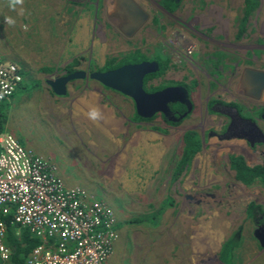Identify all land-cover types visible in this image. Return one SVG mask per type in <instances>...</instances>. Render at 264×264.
Wrapping results in <instances>:
<instances>
[{
  "label": "rangeland",
  "instance_id": "obj_1",
  "mask_svg": "<svg viewBox=\"0 0 264 264\" xmlns=\"http://www.w3.org/2000/svg\"><path fill=\"white\" fill-rule=\"evenodd\" d=\"M198 1H205L204 10L183 19L182 32L174 33L175 19L153 18L144 30L126 40L116 29L117 20L109 16L113 5L108 1L23 0L13 9L10 0H0V57L24 73L23 87L0 105L1 133L13 135L22 146L46 159L54 158L49 160L56 163L52 162L66 184L82 188L113 211L117 237L106 264H222L220 246L234 233L240 239L235 264H264V245L253 236L255 230L264 235V224L257 226L245 219L249 203L261 205L264 212V190L258 184L237 182L227 158L242 156L248 166L264 165V159L243 139L218 140L207 133L218 135L222 118L214 116L215 106H203V79L199 78L201 84L188 116L170 127L159 119L131 122V100L87 78L67 84L64 96H55L45 82L61 76L73 60L78 62L75 71L88 72L101 68L104 58L135 48L155 59L157 49L152 56L151 48L174 41L172 34L189 39L181 50L186 56L187 51L198 54V63L216 47L243 56L260 39L264 42V20L259 18L264 17V0H245V8L253 9L249 11L253 20L248 34L235 41L232 18H238L240 9L235 7L242 0H187L184 5L189 10ZM161 6L165 8L163 2ZM211 13L222 25L220 29L214 28ZM6 17L15 23L7 24ZM201 18L204 24L210 22L209 29L205 33L191 30ZM159 24L166 27L165 32L159 33ZM190 66L174 64L164 77L187 79L192 76ZM43 68L51 72L43 73ZM93 108L100 111L99 120L88 118ZM248 116L239 113L236 120ZM60 129L68 130L61 134ZM189 129L200 132L201 146L189 164L174 174L181 136ZM167 198L172 202L161 210ZM157 209L155 225L124 224L126 219Z\"/></svg>",
  "mask_w": 264,
  "mask_h": 264
},
{
  "label": "built area",
  "instance_id": "obj_2",
  "mask_svg": "<svg viewBox=\"0 0 264 264\" xmlns=\"http://www.w3.org/2000/svg\"><path fill=\"white\" fill-rule=\"evenodd\" d=\"M19 68L0 57V105L15 93ZM39 240L22 264H106L116 240V218L80 187H65L56 166L0 133V264H10L7 227Z\"/></svg>",
  "mask_w": 264,
  "mask_h": 264
},
{
  "label": "flooded vegetation",
  "instance_id": "obj_3",
  "mask_svg": "<svg viewBox=\"0 0 264 264\" xmlns=\"http://www.w3.org/2000/svg\"><path fill=\"white\" fill-rule=\"evenodd\" d=\"M107 1L113 5L109 16L111 15L117 20V25H119L116 27V29L119 31V35H122L126 40H130L139 31L141 32L144 30L143 28L148 20H152L153 18L158 20L162 18L175 19L176 22L174 23L176 26L174 27V33L177 34L178 32H182L181 29L184 25L182 20L188 18L192 13L204 10L203 8L206 6L205 1H198L192 9L187 10L184 5L188 3L187 0H101V4H104ZM243 1L244 0L241 1V5L239 7H235L236 9H240L238 11V18H236V15L232 18L233 41L238 38L242 39L243 36L248 34L247 32L250 30L248 26H251L250 22L253 20L252 15H249L248 13L245 18V22L243 24L240 23L243 15L242 9H244ZM161 2L165 4V8L161 6ZM130 3L136 5V7L141 10V13L146 15V18H144L145 20H143V16L141 14L131 8ZM184 7L186 11L182 10ZM251 11H253V9ZM257 11H254L255 15L257 14ZM149 14H153L154 17L151 16V18H149ZM210 16V20H213L212 23L215 25L214 28L220 29L222 25L219 24L212 13ZM259 18L260 20H264L262 15H260ZM198 23L199 22H197L196 26L191 30H202L205 33V31L209 29L206 25L208 23L210 24V22L204 24L203 19L201 18V23ZM160 26L162 31L160 30L159 33L165 32L166 27L162 25ZM187 29L184 28V30ZM225 30L227 31V28H225ZM198 32L196 33L200 34V37L202 38L204 35H202L201 31ZM256 32L261 34L259 28H257ZM172 35L175 40L176 37L179 38V42L171 40L169 42L163 43L162 45L159 44L160 47L162 46L161 48L152 47L154 49L151 48V55L153 56V51L157 49V57H154L155 59L152 58L151 61H144L154 62L158 67L156 60L158 59L160 62H162L164 59V62H166L167 65V69L163 74L160 76H155L149 81L151 82V86L154 88H157L159 85L163 84L161 89L155 90L151 93L167 88H182L186 92V99L191 110L193 107L192 99L195 95V91L197 93V90L201 84L199 78L203 79L204 83L206 84V97L204 98L203 106H208V104H210L209 108L215 106V108H213L216 111L214 116L219 115V120L222 118V121L220 120V128L218 129L220 133L215 135L210 130H208L207 133H209L210 136H215L218 140H230L232 138L243 139L248 148L255 147L258 149H253L252 152H256L260 158L264 159V88L262 87V82L259 80V78H256L253 75H247L245 72L246 70H252L264 74L263 40L260 39V43H257L249 50H246L243 56L237 55L228 49L216 47L217 49H215L212 53H207L206 56L201 59V62L198 63V54L190 55L191 52L187 51L186 54L188 56H186L181 50L182 44L187 43L189 39L185 38L184 36H176L174 34ZM229 44L234 45V42ZM190 45L195 47L194 44ZM136 51L145 56V54L140 52L137 48L130 49L125 53L118 54L117 56H108L106 59L104 58L103 65L109 58L120 59L121 56ZM182 63L185 65H191L190 67L193 69L191 70V77H188L187 79L181 77L178 81L165 79L164 76L166 75L167 70L172 68V65ZM206 66L207 70L205 71ZM89 72L90 71L88 70L86 73ZM67 74H69L67 71L61 72V76H65ZM85 78H87V74ZM162 78H164V80ZM176 96L177 94L175 91V95L171 96V98ZM196 96L199 98V95ZM253 102H256V104ZM165 106L167 107L166 117L161 112H155L150 117V119H159L164 127L170 126L164 124L162 117L172 124H179L186 116H188L190 112L189 111L185 116L181 117L186 112L187 106L179 102H167ZM216 107L218 108L216 109ZM181 108H183V112L179 113ZM239 113H246L249 116L245 118L241 117L240 120L237 121L236 116ZM179 117L181 118L178 119ZM187 131H194L198 135L200 134V132L195 129H189ZM242 159H244V157H242Z\"/></svg>",
  "mask_w": 264,
  "mask_h": 264
},
{
  "label": "trees",
  "instance_id": "obj_4",
  "mask_svg": "<svg viewBox=\"0 0 264 264\" xmlns=\"http://www.w3.org/2000/svg\"><path fill=\"white\" fill-rule=\"evenodd\" d=\"M246 1L244 0V11L242 12V20L240 23L243 24L245 22V18L252 7H246ZM142 61H151L148 57L142 55L139 52H131L129 54L123 55L120 59L109 58L101 68H90L89 71H98L104 72L115 69L119 66L125 64H134L140 63ZM157 62V71L151 74L146 75L143 78L142 86L145 92L151 93L155 90H159L163 87V84L159 85L157 88L149 85V81L155 76H160L167 69L166 62H160L158 59ZM78 64L77 60H73L70 64L64 67V70L67 73L74 72V68ZM43 73H50L51 70L47 68L41 69ZM20 75L23 77L24 73L20 70ZM19 84L18 87H20ZM183 112V108L179 110V113ZM1 113H0V133H1ZM152 119H143L138 117L135 112H133V116L130 119L131 122H149ZM164 124L166 125H176L167 121L162 117ZM157 129V128H154ZM201 146L200 137L194 131H186L181 136V148L180 154L175 164L174 174H178L180 171L186 167L192 157L199 151ZM228 166L229 169L234 173V179L239 182L243 186H251L258 184L264 190V166L263 165H254L247 166L243 161L242 157L235 155H228ZM171 199L167 198L164 202H162L160 209L163 205H170ZM162 210V209H161ZM160 210H155L150 212L148 215L137 216L133 218L126 219L124 221L125 225H141L143 223L155 225L158 219V214ZM245 219L250 220L254 224H264V212L262 211V206L254 203H249L245 208ZM117 226V224H116ZM15 226L7 227L6 231V244L10 249V264H22L24 257L40 242L37 238L33 237L27 229H19L18 235L15 236ZM240 245V239H238V234L234 233L231 237L225 240L221 246L218 254V260L222 264H235L237 260V252Z\"/></svg>",
  "mask_w": 264,
  "mask_h": 264
},
{
  "label": "water",
  "instance_id": "obj_5",
  "mask_svg": "<svg viewBox=\"0 0 264 264\" xmlns=\"http://www.w3.org/2000/svg\"><path fill=\"white\" fill-rule=\"evenodd\" d=\"M132 9L141 14L144 18L146 15L141 13V10L136 5L130 3ZM142 20V21H143ZM157 70L154 62H140L134 64H125L115 69L104 72H83L75 71L65 76L51 78L46 81L50 91L55 96H64L67 92V84L74 80H82L87 74V78L98 83L101 87L117 92L120 95L127 97L131 100L135 114L143 119H149L155 112H161L165 117L167 113V102H179L186 105V112L181 116H185L190 107L186 99V92L182 88H167L154 93H147L142 86L143 78ZM247 75H253L262 82L264 88V74L252 70L245 71ZM177 96L171 98V96ZM179 117L178 119H180ZM248 166V165H247ZM253 236L258 240L259 245H264V235L258 234L255 230Z\"/></svg>",
  "mask_w": 264,
  "mask_h": 264
},
{
  "label": "clouds",
  "instance_id": "obj_6",
  "mask_svg": "<svg viewBox=\"0 0 264 264\" xmlns=\"http://www.w3.org/2000/svg\"><path fill=\"white\" fill-rule=\"evenodd\" d=\"M23 3V0H10V6L14 9L16 5H20ZM5 22L9 25H12L15 23V21L13 19H11L10 17H6L5 18ZM88 118L96 121L99 120L101 118V113L98 109H91L88 113Z\"/></svg>",
  "mask_w": 264,
  "mask_h": 264
},
{
  "label": "crops",
  "instance_id": "obj_7",
  "mask_svg": "<svg viewBox=\"0 0 264 264\" xmlns=\"http://www.w3.org/2000/svg\"><path fill=\"white\" fill-rule=\"evenodd\" d=\"M48 1V0H47ZM51 1V0H50ZM66 1H71V2H73V0H66ZM42 7V10L43 9H45V7L44 6H41ZM76 11V8L74 7V12ZM105 12L107 11V9H105L104 10ZM88 18V17H87ZM90 27H91V25H90ZM19 68V67H18ZM19 71H20V68H19ZM21 78H22V81H23V77L21 76ZM21 87H23V83L21 82V85H20V87H18L17 89H16V91L17 90H19ZM49 88V87H48ZM49 90H50V88H49ZM69 90V87L67 86V91ZM15 91V92H16ZM51 92V91H50ZM46 94H48V93H46ZM13 96V95H12ZM47 97H48V95H46ZM66 130H68V129H66ZM66 130H62V129H60V133L61 134H63V132H65V133H67L66 132ZM18 141H19V139L18 138H16ZM21 144V143H20ZM34 149V148H33ZM35 150V149H34ZM48 159H54V158H49L48 157ZM57 159V158H56ZM52 162H53V160H52ZM53 163H55V162H53ZM56 164V163H55ZM57 168V174H59V172H58V166L56 167ZM60 176V175H59ZM61 180H62V182H63V184H64V186L65 187H71V186H73L72 184H66L65 182H64V179L63 178H61V177H59ZM25 258V257H24Z\"/></svg>",
  "mask_w": 264,
  "mask_h": 264
}]
</instances>
